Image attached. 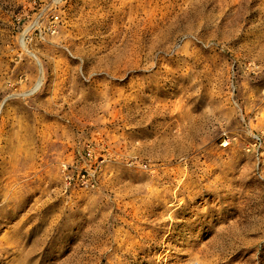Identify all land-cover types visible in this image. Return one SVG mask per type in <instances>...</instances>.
I'll list each match as a JSON object with an SVG mask.
<instances>
[{
	"label": "rangeland",
	"instance_id": "374dc122",
	"mask_svg": "<svg viewBox=\"0 0 264 264\" xmlns=\"http://www.w3.org/2000/svg\"><path fill=\"white\" fill-rule=\"evenodd\" d=\"M135 1L0 0V264L182 263L180 235L148 227L123 243L120 230L150 180L137 173L163 175L183 152L220 189L189 200L201 224L189 249L264 264V0H149L155 23L172 11L160 24L171 30L148 33L152 51L125 69V46L109 42L127 32ZM81 170L88 183L66 187ZM237 219L245 228L219 230ZM141 238L144 250L131 248Z\"/></svg>",
	"mask_w": 264,
	"mask_h": 264
},
{
	"label": "bare ground",
	"instance_id": "6f19581e",
	"mask_svg": "<svg viewBox=\"0 0 264 264\" xmlns=\"http://www.w3.org/2000/svg\"><path fill=\"white\" fill-rule=\"evenodd\" d=\"M63 0H55V3L61 4ZM136 4H131L129 6V18H130V26L127 28V32L125 35L121 37L120 34H117L115 38L109 43L112 45L110 47V51L113 53L120 52V48L125 46L124 53L121 56L126 55L125 57V65L122 68H127L129 64H134L133 66L137 67L141 62L139 58L141 57L144 51H152L153 45L147 46L146 41H144L145 36L149 33L151 36V40L153 39L152 33H154L157 28L161 33L159 35L160 39H165L168 35V32L171 30L167 24L163 27L160 26L161 21L170 22L175 18L173 16L172 11L163 12V16L161 20L155 23V19L152 17L153 9L146 8V4L149 0H141L135 1ZM142 7L143 13H139V9ZM143 17V18H140ZM173 26V24H170ZM130 34V37L128 36ZM119 38L120 44L116 46L115 39ZM139 43L141 46H139ZM187 49V43L182 47V51ZM122 71H119L121 73ZM41 82H38L36 85V89H39L41 86ZM131 101V99H127ZM184 130L182 129V124L177 126V132L174 134L168 133L163 138L164 141L168 142L170 137L178 136ZM187 152V151H186ZM184 157V162L181 164H176V168L173 169H165L164 174L160 175V171L157 168H151V170L143 171L140 170L138 175H141V178H144L146 174L150 175V180L147 183H144L142 189L143 195L139 197L140 199L133 202L132 205L125 208V210L121 211L124 215H128L130 211L132 213V221L125 224L124 229L120 230V236H122V242L128 243L131 240L135 239V235H132L131 232L136 234L146 230L148 227L152 228V231H166L170 232L172 237L174 234L180 235L177 237L178 239L183 241V245L186 246L187 250V258L182 261L180 264H220L219 255L211 250L212 247L210 245H193V249H189L191 236L193 235L195 230H198V233L201 232V224L193 222L196 218L190 216L189 213L192 210H198L199 205L194 203L193 206L189 205V200H193L196 194H209L216 195L220 189L215 186L216 184H203L209 175L213 174L212 170H205L199 175H194L196 171H192L189 167V160L187 159V153H182ZM175 159H170L168 163L172 164ZM184 165V168L182 167ZM197 166V165H196ZM63 170L65 172L66 166H63ZM147 168V167H146ZM199 181V185H195V181ZM214 186V187H212ZM200 188L199 190H195ZM121 193H123V197H126L129 193L135 194V188L132 189L131 186H124L121 188ZM138 190V189H137ZM232 190V189H231ZM10 193V191H9ZM11 196V193H10ZM235 196V195H233ZM177 202L179 204L177 205ZM119 209H122L120 206ZM162 209V211H159ZM244 212L243 209H239ZM214 207H207L204 211L205 220L209 221V224L213 226V216H214ZM189 215V216H188ZM211 217L207 220V217ZM203 221V220H202ZM255 226L254 223L251 224ZM245 228L243 221L234 220L230 221L228 225L221 227L219 230H223L225 232H232L233 230H239ZM151 233V230L149 231ZM143 238L136 240L135 244L131 245V248H137L135 245H138L140 250H144L143 246L139 243ZM121 240L117 239V248L119 251L121 246ZM165 243V241H161L157 246V250L161 247V244ZM215 244V243H214ZM106 241L104 243L103 248H105ZM153 249V247H150ZM155 248V247H154ZM215 248V247H214ZM133 253L132 249L129 250ZM134 254V258L137 257ZM124 259H121L120 256L111 260L110 264H123ZM131 261L128 262L130 264ZM151 263V260H149Z\"/></svg>",
	"mask_w": 264,
	"mask_h": 264
},
{
	"label": "built area",
	"instance_id": "2783aa9c",
	"mask_svg": "<svg viewBox=\"0 0 264 264\" xmlns=\"http://www.w3.org/2000/svg\"><path fill=\"white\" fill-rule=\"evenodd\" d=\"M86 156L87 158H90L92 159L93 158V153H92V150L91 149H87V153H86ZM66 170L68 171V167L66 168ZM90 174L88 173L87 170H81L79 171L78 173V176H77V180L74 179V176L71 174L68 178H67V182H66V187H75V186H78V185H85L88 183L89 181V177Z\"/></svg>",
	"mask_w": 264,
	"mask_h": 264
}]
</instances>
